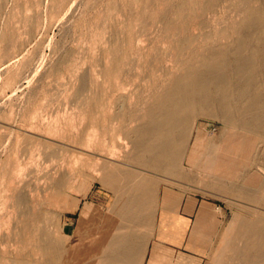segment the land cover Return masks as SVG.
Instances as JSON below:
<instances>
[{
	"label": "rangeland",
	"instance_id": "rangeland-1",
	"mask_svg": "<svg viewBox=\"0 0 264 264\" xmlns=\"http://www.w3.org/2000/svg\"><path fill=\"white\" fill-rule=\"evenodd\" d=\"M261 2L0 0V264H70L59 250L103 239L140 242L134 264L226 263L229 227L264 215V144L234 130L239 172L214 177L187 162L188 142L177 161L142 155L136 130L177 76L191 82L210 51L233 50L237 25ZM258 58L252 84L264 100V51ZM214 97L197 91L179 113L185 141L225 139ZM250 171L260 180L246 195L234 187ZM186 196L216 208L189 225L178 211ZM103 197L108 208H85ZM184 237L196 258L168 249Z\"/></svg>",
	"mask_w": 264,
	"mask_h": 264
},
{
	"label": "bare ground",
	"instance_id": "bare-ground-1",
	"mask_svg": "<svg viewBox=\"0 0 264 264\" xmlns=\"http://www.w3.org/2000/svg\"><path fill=\"white\" fill-rule=\"evenodd\" d=\"M262 20H264V0L261 5L248 8L244 19L237 25L236 31L240 36L233 50L227 46L214 48L201 59L204 70L197 68L191 72V82L186 75H179L165 89L156 108L149 112L151 119L136 130V141L142 155H150L154 162L162 159L177 161L181 146L188 142L187 162L199 164L204 170L210 171L208 174L214 173V177H218V175L239 172L240 165L235 162L237 158L235 150L242 147L239 145L242 141L232 139L234 130H240L237 135L238 140H241V136L245 134L247 139L261 141L264 144V100L261 91L257 92L252 84L257 75L258 53L264 51V38L259 36ZM252 38H254L253 42H251ZM197 91L215 95L212 102L217 107L216 113L227 118L228 133L224 140H212L208 135L199 132L192 140L185 141L183 138L181 130L187 116L186 114L181 116L179 113L196 105ZM171 97L175 100L167 104ZM256 173L254 171L247 173L234 189L249 195L250 192L244 186L251 185L253 188L258 185L260 176L258 177ZM115 174L120 177L138 176L124 170H117ZM233 224L225 233L221 246V251L225 247L231 250V255L227 256L225 264H264V215L258 214ZM238 240H241V243ZM110 242L103 239L93 246L87 243L86 246L75 245L62 248L56 254L70 264L135 263L133 253L140 242L135 240L127 247L117 248H111ZM94 253H101L103 256L98 261L88 260V257Z\"/></svg>",
	"mask_w": 264,
	"mask_h": 264
},
{
	"label": "crops",
	"instance_id": "crops-1",
	"mask_svg": "<svg viewBox=\"0 0 264 264\" xmlns=\"http://www.w3.org/2000/svg\"><path fill=\"white\" fill-rule=\"evenodd\" d=\"M102 202H99L94 205H87L85 208H108L105 202V197L101 199ZM112 208V207H110ZM216 208V206H210L205 201L202 202L199 197L196 196H186L181 202L178 204V211L181 212L182 215H179L182 218V222L190 223L192 222L193 218H195V222L199 221V215L195 216V211L203 212L206 209ZM195 226V225H193ZM188 243V239L184 237L181 242L179 243H168V249H171L176 254H187L193 258H196L197 254L195 251L191 249H187L185 247V243Z\"/></svg>",
	"mask_w": 264,
	"mask_h": 264
}]
</instances>
